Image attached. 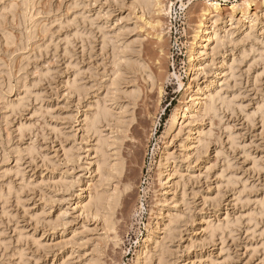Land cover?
<instances>
[{
  "label": "rangeland",
  "instance_id": "rangeland-1",
  "mask_svg": "<svg viewBox=\"0 0 264 264\" xmlns=\"http://www.w3.org/2000/svg\"><path fill=\"white\" fill-rule=\"evenodd\" d=\"M209 1L0 0V264H264V0Z\"/></svg>",
  "mask_w": 264,
  "mask_h": 264
},
{
  "label": "bare ground",
  "instance_id": "bare-ground-1",
  "mask_svg": "<svg viewBox=\"0 0 264 264\" xmlns=\"http://www.w3.org/2000/svg\"><path fill=\"white\" fill-rule=\"evenodd\" d=\"M209 3L212 6H216V8H220L221 7L220 2L217 1V0H215L214 2L213 1H209ZM164 10H166L167 13L170 12V9L168 8V6H167V8H164ZM202 25H203V23L200 24V27ZM196 37H199V34H196ZM215 98L212 96L207 102H205V104L203 105V113L208 114L211 111H214V109H215ZM196 99H200V98H196ZM110 111H111L110 108L107 107V106H102V107L98 106L96 108V111L93 112L89 117L86 118L87 127L93 128L94 131L95 130L98 131L99 130V128H98L99 125L103 121H107L108 119H110L112 117L111 116L112 112H110ZM177 119H179V113H175L171 117V119H169L170 121H169L168 129H167V133L168 134H172L173 131L175 130L177 122H178ZM100 142H102V141L100 140ZM100 142L98 141V147L96 149V151H97L96 153L100 154L98 156L99 158L97 159V163H96L97 166L96 167H97V170H98L97 172H99V177L102 178L101 180L103 181V179H104V180L107 181V179H105V177L107 175V172H109V171L110 172L111 171L120 172L121 171L120 167L122 165H121L120 162H119L120 164L118 162L116 163V161L115 162L113 161L114 164H111V161L109 159V157L111 158V155H109L110 153L107 152L108 150L105 151V149H108V147H106L108 145V143L104 141V143H107V145L104 146V144L100 143ZM165 168H166V162H165V159H163V160H161L160 165H159V179H160V182H161V185H162L163 188L166 185V182H167V179H168L167 176H169L168 174L165 173ZM121 169H122V167H121ZM109 174H113V172L108 173V176L106 178H109ZM102 181H99V183L101 185L104 184V182L101 183ZM96 186L94 187V189L90 190V192L87 194L86 198H87L88 202H86L87 203L86 207L90 208V209H91V207H94L96 209V212H98V211H106V212H108V213H106V216L104 214V217L106 218V222H108V224H110V223H112L110 221V219L112 218L111 217V215H112L111 213H112L113 209L115 208V206L119 202L118 193H115L114 189H113L114 191L111 190L112 192L108 193L107 191H105L104 187H102L103 185L101 186L103 191L98 189V187L100 185L98 187H96ZM147 236H148L147 238L149 240L152 239L150 234H148ZM149 240H148V242H149ZM156 247H157V242L154 241L152 250H154ZM149 253H150V249H148L147 246L143 247L142 250L140 251L138 257H137V263L136 264L145 263L146 262L145 259H147L146 255H148Z\"/></svg>",
  "mask_w": 264,
  "mask_h": 264
}]
</instances>
